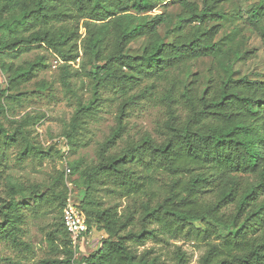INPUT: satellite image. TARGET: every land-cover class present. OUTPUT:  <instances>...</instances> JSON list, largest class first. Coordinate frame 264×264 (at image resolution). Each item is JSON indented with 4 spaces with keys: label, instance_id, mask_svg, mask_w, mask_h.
I'll use <instances>...</instances> for the list:
<instances>
[{
    "label": "trees",
    "instance_id": "16d2710c",
    "mask_svg": "<svg viewBox=\"0 0 264 264\" xmlns=\"http://www.w3.org/2000/svg\"><path fill=\"white\" fill-rule=\"evenodd\" d=\"M222 1L0 0V68L6 74L5 86L0 85V116L5 115L6 101H18L25 93L20 85L42 64L38 59L14 66L3 56L31 46L43 45L64 60V86L69 85L72 62L78 60L95 85H119L124 94L116 124L98 143L94 162L84 168L78 161L69 164V176L77 174L69 181L79 185L74 194L87 230L105 234L97 248L75 256L62 221L68 192L64 170L48 184L12 179L5 183L0 238L18 243L23 208L48 194L59 211L56 232L62 235L63 256L38 264H166L153 248L137 250L146 239L164 240L165 235L204 242L198 264H264V79L238 76L233 64L241 56L221 51L216 37ZM173 2L180 7L174 20L165 11L153 13ZM250 16L263 21L264 0H257ZM166 25L161 34L159 28ZM142 37L147 44L140 52L126 51L130 42ZM203 57L212 58L203 87L199 75L193 74L180 90L175 73L190 75L189 65ZM143 78L150 84L127 94L129 86ZM156 80L167 82L160 96L167 115L160 138L145 134L119 151L111 150L124 131L126 107L151 95ZM97 100H78L62 131L72 151ZM36 118L25 114L12 121L11 128L0 119V156L19 139V159L32 151L24 131ZM160 170L169 176L159 198L137 202V194L148 191ZM104 181L111 184V192L131 196L132 204L122 211L116 204L105 205L99 196ZM187 263L186 253L175 249L171 264Z\"/></svg>",
    "mask_w": 264,
    "mask_h": 264
},
{
    "label": "rangeland",
    "instance_id": "374dc122",
    "mask_svg": "<svg viewBox=\"0 0 264 264\" xmlns=\"http://www.w3.org/2000/svg\"><path fill=\"white\" fill-rule=\"evenodd\" d=\"M195 1L198 4L202 2V0ZM256 4L257 0H223L218 7L223 17L218 21L221 27L216 39L223 53L229 56L237 53L241 56L233 64L238 76L249 75L264 79V19L258 23L250 16V10ZM179 9L177 2H173L164 7L155 8L153 13L165 11L174 20ZM169 26H161L160 33H165ZM82 32L83 28H80V33ZM146 44V38H139L130 42L126 51L138 53ZM3 59L5 62H12L14 66L25 65L38 59L42 64L36 68L33 77L20 85V90L25 93L19 97L18 101H6L5 115L0 116L1 121L8 128L13 126L12 121L19 120L25 114L37 116L25 127L24 131L26 140L32 146V151L23 159H19L20 148L23 144V141L19 139L16 144L6 148L0 156V195L4 196L5 183L10 179L27 185L31 183L48 184L58 172L69 168L71 162L78 161L81 168L94 162L98 143L109 135L116 124L117 109L124 96L119 85L106 87L95 85V80L86 75L76 60L71 64L69 85L64 86L61 81L60 68L64 60L43 45L31 46L15 56L4 55ZM211 60V57H203L193 61L189 65L190 75L188 76L175 73L181 83L180 90L190 82L193 74L199 75V86L203 87ZM150 82L148 78H143L129 86L127 94L138 92ZM5 83L6 74L0 68L1 87H4ZM166 85L165 80H156L151 95L137 99L134 104L126 107L124 131L116 139L111 150L119 151L129 142L136 141L145 134L155 139L160 138L159 129L167 116L166 106L160 100V96ZM175 92L177 94L178 90L176 89ZM95 96L98 97L97 109L93 111L78 135L75 149L72 151L62 131L67 126L78 100L87 102ZM179 111L182 112L181 105ZM155 174L157 179L153 181L147 192L137 194V202L146 198H152V202H155L163 192L164 182L168 180L169 175L163 170ZM70 176L76 178L77 174ZM70 176H65V178L70 180L72 179ZM110 186L108 181H104L99 190V196L105 205L116 204L118 210L122 211L132 204L131 196L124 197L111 192ZM71 188L73 191L78 190L79 185L72 183ZM81 194L82 190H79V195ZM54 203L47 194L36 205L30 203L23 208L21 233L18 234L19 242L12 243L0 238V264H38L44 258L63 256L59 248L62 235L56 232V222L60 216L59 211L54 208ZM104 236V232L92 229L76 250V258L94 251ZM164 238V240L146 239L142 245L137 247V250L153 248L166 264H171L175 249L180 248L186 253L187 264H198L199 257L206 248L204 242L193 236L170 237L165 235Z\"/></svg>",
    "mask_w": 264,
    "mask_h": 264
},
{
    "label": "built area",
    "instance_id": "2783aa9c",
    "mask_svg": "<svg viewBox=\"0 0 264 264\" xmlns=\"http://www.w3.org/2000/svg\"><path fill=\"white\" fill-rule=\"evenodd\" d=\"M65 176L70 173V169L66 168ZM65 184L68 188L66 202L62 209V221L65 230L71 236V244L74 250H77L81 241L86 238L91 231L87 230L84 213L79 209L77 198L72 190V183L65 178Z\"/></svg>",
    "mask_w": 264,
    "mask_h": 264
}]
</instances>
